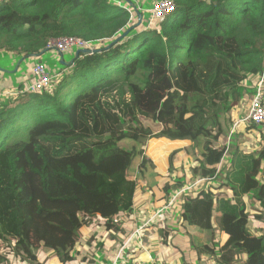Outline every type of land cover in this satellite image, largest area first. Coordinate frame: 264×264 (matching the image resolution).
I'll return each instance as SVG.
<instances>
[{"label": "trees", "instance_id": "trees-1", "mask_svg": "<svg viewBox=\"0 0 264 264\" xmlns=\"http://www.w3.org/2000/svg\"><path fill=\"white\" fill-rule=\"evenodd\" d=\"M173 2L174 13L151 26V0L0 2V57L14 63L40 60L62 36L100 44L92 54L76 52L42 90L27 91L32 73L0 79V264H46L41 248L74 261L92 216L121 230L118 218L137 196L130 170L142 150L120 143L159 137L203 145L189 172L165 185L170 193L157 195L167 203L210 181L183 196L180 219L196 230L199 261L184 264H202L204 255L208 264H264V146L229 149L216 174L226 151L221 116L264 73V0ZM255 232L257 246H245Z\"/></svg>", "mask_w": 264, "mask_h": 264}, {"label": "crops", "instance_id": "crops-1", "mask_svg": "<svg viewBox=\"0 0 264 264\" xmlns=\"http://www.w3.org/2000/svg\"><path fill=\"white\" fill-rule=\"evenodd\" d=\"M8 64L13 68L9 70L11 74L15 73L12 70L17 62L14 63L11 59ZM31 69L32 64L27 73H31ZM2 78L5 76L1 75L0 79ZM158 139L165 146L176 144L180 149L175 156L170 153L164 157L168 164L162 163V170L158 172L160 183H155L150 190L149 187H140L138 183L139 188L132 211L129 215H120L118 218L121 230L108 228L107 219L102 216L90 217L82 229L79 246L74 250L76 258L70 261L71 264H184L185 260L199 263L194 251L196 230L187 227L188 222L180 219L186 199L176 197L166 203L165 199H160L157 195L170 193L172 189L167 192L164 190L168 181L178 183L177 178L181 179L189 172L188 167L194 162V157L201 156L202 151H198L196 147L190 152V149H193V140L185 150L188 153L182 154L183 140ZM170 155L174 157L173 170H170ZM186 162L187 167L184 168ZM135 179L137 180L136 177ZM202 181L205 182L197 184V188L192 191V197L206 190L210 183L208 179ZM141 182L144 183V180ZM114 221L117 223V220ZM39 251L42 252L40 257H45L46 264H63L50 250L41 248ZM208 258V255H204L202 264H208ZM211 264L215 263L211 261Z\"/></svg>", "mask_w": 264, "mask_h": 264}, {"label": "rangeland", "instance_id": "rangeland-1", "mask_svg": "<svg viewBox=\"0 0 264 264\" xmlns=\"http://www.w3.org/2000/svg\"><path fill=\"white\" fill-rule=\"evenodd\" d=\"M136 2L138 0H135ZM145 0H142V2ZM148 13H150L148 9ZM145 18H148L147 14H144ZM142 18H140L141 20ZM78 48H74L72 51H68L63 54L57 53L53 49H48L44 51L41 55V59H31V58H26L23 62L22 65L19 67L18 71L12 74H4L0 71V76L4 75L5 77L11 79H17L20 80V77L23 75L27 74L28 68L30 63L34 64L35 62H43L47 64V66L51 69L52 74L56 77L60 72L61 74L65 72H62L61 70L65 66L62 62V60L67 63V62H72L74 56L76 55ZM12 57L10 56H3L0 57V65L2 67L8 68V69H13L11 65L8 63L11 61ZM20 60V59H19ZM18 60V61H19ZM0 66V67H1ZM60 74V76H61ZM54 77V78H55ZM18 85V84H17ZM250 94H248V98H243L239 105L235 108L232 109L230 115H227L226 113L222 114L221 119L224 127V133L220 137V140L222 144L224 145L227 142H230V151L236 149V146H240L241 148L249 151L251 149H259L264 146V123L261 125H254L252 128L251 125L253 124H246L245 122L240 121L243 117H245L250 110L249 106V100ZM236 121H240L238 124H236ZM162 138V137H159ZM183 140V144L181 146H184L182 150V154L185 152L188 153L187 151V146L190 143L191 139H181ZM145 144H141V142H137L135 140L131 139H126L121 141V146L126 147V148H132L135 147L137 149H141L142 153L135 159L132 168L130 170V174L133 177L137 178V182L140 183V187H149L150 188L158 183H160V178H159V171L162 170L161 165L162 163L168 164L167 160L164 161V157H166L168 154L173 153L174 156L176 155L177 151L180 149L177 148L178 145L173 144L171 146H165L162 144L161 140L158 138H153V139H146ZM194 144L197 147L198 151H203L202 148V140L197 139V141H194ZM230 154V152H229ZM143 157H147V163L143 165L142 167L143 172L140 171L139 165L141 160H143ZM152 159L150 161V159ZM160 164V165H158ZM225 166V165H224ZM173 168V164L170 162V168ZM187 167V162L184 166V168ZM224 169H227L226 167ZM175 171H178V169H175ZM223 175V174H221ZM144 180V183L141 181ZM218 183L220 182L217 179ZM204 183V182H200ZM199 184V183H197ZM195 185L192 190H195L198 185ZM139 185V184H138ZM176 192H174L175 194ZM186 192H182L179 194L180 198H183L184 194ZM252 218V217H250ZM252 223V220H251ZM260 236L259 232H255L254 237H246L244 239V244L247 247H252L255 248L258 244V237ZM46 250H50L46 248ZM39 258L42 252L39 251ZM16 259H10L11 262H14Z\"/></svg>", "mask_w": 264, "mask_h": 264}, {"label": "built area", "instance_id": "built-area-1", "mask_svg": "<svg viewBox=\"0 0 264 264\" xmlns=\"http://www.w3.org/2000/svg\"><path fill=\"white\" fill-rule=\"evenodd\" d=\"M8 1V0H0V2ZM150 11V19L148 21V25H154L156 20H165L169 16H171L175 11V3L173 0H151V6L148 8ZM100 44H95L93 41L87 40L85 38L67 35L59 38H55L49 41L47 48L53 49L57 53L63 54L68 51L73 50L74 48L78 49H96ZM32 77L34 80L28 84L27 91H39L48 87L54 79V75L51 72V69L47 66V64L43 62H35L32 64L31 69ZM250 110L249 113L243 117L240 121L245 122L246 124L253 125H261L264 123V73L256 84L254 90L250 94ZM240 121H236L238 124ZM230 142L226 143V151L221 161L216 165L217 172L220 173L224 167L226 162V157L229 151ZM229 166V165H228ZM204 182L202 179L197 180L194 184L186 186L183 190H179L176 192L172 198H178L179 194L182 192H187L189 189L191 190L197 183ZM140 231L137 230V232ZM65 264H71V262L66 261ZM158 264V263H153Z\"/></svg>", "mask_w": 264, "mask_h": 264}, {"label": "water", "instance_id": "water-1", "mask_svg": "<svg viewBox=\"0 0 264 264\" xmlns=\"http://www.w3.org/2000/svg\"><path fill=\"white\" fill-rule=\"evenodd\" d=\"M128 32V30L123 34V35H125L126 33ZM122 35V36H123ZM122 36H119L118 38H121ZM46 50H48V49H46ZM45 50V51H46ZM100 49H78L77 50V55L78 54H80V53H84V54H92V53H94V52H97V51H99ZM43 53V52H42ZM42 53H40V55L42 54ZM39 56V54H37L36 55V57H38ZM23 61V58L22 59H20L18 62H17V65H16V67L14 68V70H12V72H16L17 71V69L19 68V65L21 64V62ZM62 62L63 63H65L63 60H62Z\"/></svg>", "mask_w": 264, "mask_h": 264}, {"label": "clouds", "instance_id": "clouds-1", "mask_svg": "<svg viewBox=\"0 0 264 264\" xmlns=\"http://www.w3.org/2000/svg\"><path fill=\"white\" fill-rule=\"evenodd\" d=\"M48 49V48H47ZM72 51V50H71ZM70 52V51H69ZM60 54V53H59ZM226 144V143H225Z\"/></svg>", "mask_w": 264, "mask_h": 264}]
</instances>
